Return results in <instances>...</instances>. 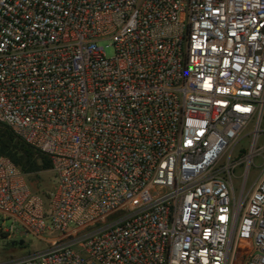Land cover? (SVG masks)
Wrapping results in <instances>:
<instances>
[{
	"label": "built area",
	"instance_id": "built-area-1",
	"mask_svg": "<svg viewBox=\"0 0 264 264\" xmlns=\"http://www.w3.org/2000/svg\"><path fill=\"white\" fill-rule=\"evenodd\" d=\"M0 124L56 180L0 155V264H264V0H0Z\"/></svg>",
	"mask_w": 264,
	"mask_h": 264
},
{
	"label": "rangeland",
	"instance_id": "rangeland-1",
	"mask_svg": "<svg viewBox=\"0 0 264 264\" xmlns=\"http://www.w3.org/2000/svg\"><path fill=\"white\" fill-rule=\"evenodd\" d=\"M110 41L104 43V45H110ZM108 57L115 55L113 46L106 48ZM253 147V138L250 135L248 138L242 140L236 147L233 153V160L246 159L250 155ZM257 150L262 152V155H257L254 159V165L251 169L250 179L247 185L245 194L242 195L243 176L246 170V162L244 161L234 173V186L237 198L244 201L247 195L251 192L254 183L260 178L262 171L264 170V136H261L256 144ZM29 182L33 190L41 193L47 197L55 187V174L53 170L42 171L37 174L28 175ZM243 196V197H242ZM3 224L2 216L0 215V226ZM10 222L7 221L4 227H9ZM50 238V236H46ZM47 248L46 242L39 240L34 236H27L25 239H19L17 237L8 238L6 235L0 233V262L8 260L12 257L21 258L39 252Z\"/></svg>",
	"mask_w": 264,
	"mask_h": 264
},
{
	"label": "trees",
	"instance_id": "trees-1",
	"mask_svg": "<svg viewBox=\"0 0 264 264\" xmlns=\"http://www.w3.org/2000/svg\"><path fill=\"white\" fill-rule=\"evenodd\" d=\"M0 155L9 157L27 175L53 168L48 155L24 143L4 124H0Z\"/></svg>",
	"mask_w": 264,
	"mask_h": 264
}]
</instances>
